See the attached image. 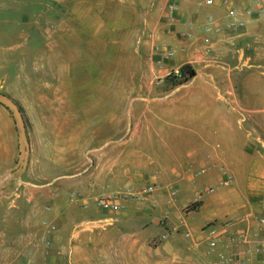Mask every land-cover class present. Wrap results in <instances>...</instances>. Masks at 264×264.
Segmentation results:
<instances>
[{"label":"rangeland","instance_id":"1","mask_svg":"<svg viewBox=\"0 0 264 264\" xmlns=\"http://www.w3.org/2000/svg\"><path fill=\"white\" fill-rule=\"evenodd\" d=\"M170 2L175 0H0V94L22 110L31 151L26 172L2 188L0 264H83V254L71 252L74 246L87 245L83 234L89 235V246L99 243L103 250L109 245L106 250L112 251L114 239L105 233L114 223L103 218L106 211L96 201L100 210L86 223L64 205L79 196L72 195L69 187L90 173L85 171L95 166L99 148L123 136L133 117L132 107L162 96L150 95L148 88L181 86L182 74L165 72L164 64L175 62L174 58L161 63L150 60L152 55L159 59L165 33L182 39L187 33L174 27L177 14L171 19L166 10ZM237 35L242 41L233 49L242 57L237 51L236 58L211 59L204 68L218 76L214 82L220 90L212 91V97L217 93L221 101L214 100L215 108L205 111L202 105L188 107L185 122L167 135L175 130L197 134L203 122L209 130L217 129L216 119L225 111L232 130L247 135L259 153L250 162L262 172L242 174L255 182L264 180V12L253 27ZM7 110L20 140L16 117ZM54 180L55 191L48 185ZM238 184L239 179L231 188ZM126 193L138 190L109 197L126 198ZM56 203L63 207L61 225L55 220ZM175 226L178 233L164 242L154 239L152 248L159 247L157 253L167 251L172 264H182L184 259L169 251L192 246L196 260L203 264L208 256L198 234L187 238L185 226L171 227ZM157 253L153 261H159Z\"/></svg>","mask_w":264,"mask_h":264},{"label":"crops","instance_id":"2","mask_svg":"<svg viewBox=\"0 0 264 264\" xmlns=\"http://www.w3.org/2000/svg\"><path fill=\"white\" fill-rule=\"evenodd\" d=\"M259 1L216 0L215 6L210 7L206 5V0H175L177 19L174 27L179 29L178 32L194 31L203 36L211 16L217 19L222 31L213 34L210 55L205 54L201 40L189 42L168 32L163 35V45L177 51L175 62L164 64L165 72L191 64L196 77L188 85L149 87L150 95L162 96L151 97V101L134 105L133 117L128 119L123 136L99 148L95 166L85 171L90 173L69 187L72 195L79 196L73 198L70 204H65L64 209L70 207L68 212L78 214L83 223L92 221L94 212L100 210L95 205L100 196L139 191L151 185L157 187L146 203L136 202L127 195L123 199V211L103 213V218L114 223L105 233L112 234L114 239L110 245L112 251L106 250L110 249L109 245L104 246L103 250L99 243L89 246V235L83 234L87 238V245L81 243L71 248L72 253L83 254V264H172L167 251L157 253L159 247L152 248V241L165 232L160 225L165 215L170 227L183 224L184 229L198 234L197 241L204 239L202 231L210 225L223 228L226 223L233 222L232 230H258L255 220L264 218V180L259 178L252 182L242 174L262 172L250 162L259 153L254 152L247 135L245 137L232 130L226 112L216 119L220 126L217 129L209 130L203 122L198 125L197 134L187 135L176 130L172 135L167 134L185 122L183 119L188 107L202 105L205 111L215 108L214 100L221 101L217 93L215 99L212 97V91L220 90L214 82L218 76L215 73L210 75L208 70L205 73L204 68L213 62L211 59L237 57L238 50L235 51L233 46L242 41L237 35L238 31L253 27L260 15H242L240 19L245 27L230 28L228 13L231 9H258ZM238 52L240 59L242 52ZM20 157L21 145L15 120L7 108L0 105V177L13 169ZM202 170H205L204 174H201ZM229 175L234 178L232 185L239 179L238 186L231 188L232 185H222ZM55 184V180L48 184L50 190L55 191ZM210 188L214 189L211 193L208 192ZM172 189H178L173 200L169 196ZM194 204L199 206L189 210ZM62 208L57 203L53 208L59 225L63 222ZM64 212L67 213V210ZM200 245L206 251V242H200ZM169 252L180 255L184 259L182 264H201L196 260L197 251L192 246ZM107 253H112V256L98 257ZM156 253L161 254L159 261H153L152 256ZM215 261L216 256H208L203 264H214ZM253 262L264 264V254L255 256Z\"/></svg>","mask_w":264,"mask_h":264},{"label":"built area","instance_id":"3","mask_svg":"<svg viewBox=\"0 0 264 264\" xmlns=\"http://www.w3.org/2000/svg\"><path fill=\"white\" fill-rule=\"evenodd\" d=\"M216 0H206L207 6H215ZM258 9H253L249 7L243 11L238 9H231L228 13L230 18L229 27L230 28H243L245 23L241 21L242 15L255 16L261 15L264 12V0L259 1ZM166 10L169 12L171 19L176 18L177 6L170 2L167 5ZM222 28L218 25L217 19L215 17H209L208 24L205 27V33L203 36L197 37L194 31H188L184 33L182 37L191 42H196L201 40L205 46L204 52L209 55L212 52L213 46V34L221 33ZM159 50V59L155 60L152 55L150 60L152 62L161 63L162 61H169L175 58L177 51L163 45ZM174 73L181 76L179 70H175ZM205 170L201 171L204 174ZM233 176L229 175L228 178L222 182L224 186H231L233 183ZM157 187L155 185L147 186L138 191L137 194L127 193V195L133 196L135 200L145 201L155 194ZM214 189L210 188L208 192H213ZM178 194V189H172L169 192L170 199H175ZM123 197L117 195L116 197H99L96 200L97 206L106 212L119 213L125 209L123 203ZM242 222V220H241ZM165 228L164 234L158 239V242H164L169 240L171 235L179 232V227H170L168 225V218L165 217L162 222ZM258 230L252 232L250 228L245 230H232L234 223L228 222L223 228H217L216 226L210 225L203 229L204 239L200 242H206V254L209 257L216 256V261L214 264H255L253 258L255 256H260L264 254V237L262 233L264 232V218L258 217L255 220ZM187 238H192L193 234L190 231L185 232ZM254 245V246H253ZM262 264V263H259Z\"/></svg>","mask_w":264,"mask_h":264},{"label":"water","instance_id":"4","mask_svg":"<svg viewBox=\"0 0 264 264\" xmlns=\"http://www.w3.org/2000/svg\"><path fill=\"white\" fill-rule=\"evenodd\" d=\"M0 103L6 106L9 110H11L17 120L19 132H20V145H21V157L18 164L0 180V198L2 193L3 186L12 178L17 176L19 173L25 171L30 156V143L27 133V126L25 122V117L18 106V104L12 100L11 98H7L0 94Z\"/></svg>","mask_w":264,"mask_h":264},{"label":"trees","instance_id":"5","mask_svg":"<svg viewBox=\"0 0 264 264\" xmlns=\"http://www.w3.org/2000/svg\"><path fill=\"white\" fill-rule=\"evenodd\" d=\"M181 74H182V78H184L181 82L180 85L190 82L191 80H193L196 77V71L189 65H186L182 68L181 70ZM199 205L198 204H194L192 205L189 210H195Z\"/></svg>","mask_w":264,"mask_h":264}]
</instances>
